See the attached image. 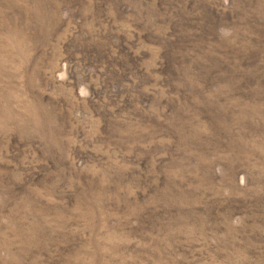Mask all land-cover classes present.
<instances>
[{"label": "rangeland", "instance_id": "1", "mask_svg": "<svg viewBox=\"0 0 264 264\" xmlns=\"http://www.w3.org/2000/svg\"><path fill=\"white\" fill-rule=\"evenodd\" d=\"M0 264H264V0H0Z\"/></svg>", "mask_w": 264, "mask_h": 264}]
</instances>
